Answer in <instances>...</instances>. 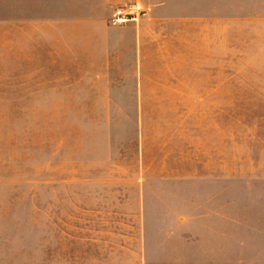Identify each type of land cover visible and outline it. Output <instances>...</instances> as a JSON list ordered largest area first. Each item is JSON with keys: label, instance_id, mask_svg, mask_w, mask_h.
Listing matches in <instances>:
<instances>
[{"label": "rangeland", "instance_id": "374dc122", "mask_svg": "<svg viewBox=\"0 0 264 264\" xmlns=\"http://www.w3.org/2000/svg\"><path fill=\"white\" fill-rule=\"evenodd\" d=\"M36 7L0 0V245L234 242L264 264V0H130L121 41L40 40Z\"/></svg>", "mask_w": 264, "mask_h": 264}, {"label": "crops", "instance_id": "0c3cea01", "mask_svg": "<svg viewBox=\"0 0 264 264\" xmlns=\"http://www.w3.org/2000/svg\"><path fill=\"white\" fill-rule=\"evenodd\" d=\"M36 1L38 12L35 25L40 40L121 41L125 34L116 32L117 30L127 28L134 31L135 28L134 24H126V27L110 25L116 11L130 0ZM14 7L18 8L16 5ZM138 31L140 34V29ZM138 35L132 36L134 45ZM0 264L253 263L238 262L237 246L234 242L144 240L3 244L0 245Z\"/></svg>", "mask_w": 264, "mask_h": 264}]
</instances>
